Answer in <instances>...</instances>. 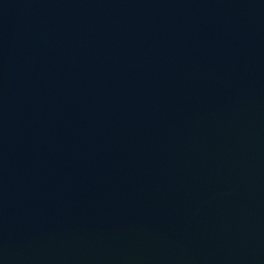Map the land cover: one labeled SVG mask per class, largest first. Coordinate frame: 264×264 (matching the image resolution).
<instances>
[{"label":"water","instance_id":"1","mask_svg":"<svg viewBox=\"0 0 264 264\" xmlns=\"http://www.w3.org/2000/svg\"><path fill=\"white\" fill-rule=\"evenodd\" d=\"M0 264H264V0H0Z\"/></svg>","mask_w":264,"mask_h":264}]
</instances>
